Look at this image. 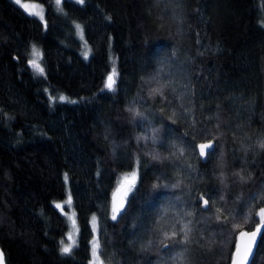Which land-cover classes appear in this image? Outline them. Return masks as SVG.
<instances>
[{"label": "trees", "instance_id": "16d2710c", "mask_svg": "<svg viewBox=\"0 0 264 264\" xmlns=\"http://www.w3.org/2000/svg\"><path fill=\"white\" fill-rule=\"evenodd\" d=\"M30 1L44 21L0 0L6 264H88L92 216L106 264H175L180 252L181 264H229L239 232L264 222V0ZM33 44L43 74L29 65ZM158 84L171 87L158 95ZM200 144L212 145L204 156ZM131 171L113 220V191ZM65 174L78 226L70 255L54 204ZM250 264H264V226Z\"/></svg>", "mask_w": 264, "mask_h": 264}, {"label": "snow or ice", "instance_id": "6c2138e0", "mask_svg": "<svg viewBox=\"0 0 264 264\" xmlns=\"http://www.w3.org/2000/svg\"><path fill=\"white\" fill-rule=\"evenodd\" d=\"M60 2H61V0H56L57 5H59ZM77 2L83 4L84 0H77ZM15 3L20 5L21 0H15ZM22 7H24V9L29 12V15L40 16V18L43 19V16L40 15L39 12L30 11V6L28 4H23ZM31 7L34 8L36 6L32 5ZM76 28L82 33V29H81V26L79 24L76 25ZM32 52H33L34 56H39V53H38L35 46H33ZM84 56H85V59H87L88 53L85 52ZM29 63L34 69L38 70L39 73L43 74L44 69L40 66L39 63H37L36 59L30 60ZM115 75H116L115 70H113L112 74H109L107 76L104 87L106 89H108L109 91L115 90L114 89V85L116 83V80L114 78ZM168 87H171V85L170 84H158V87L155 88L153 91L155 94L163 95L164 89L168 88ZM59 99L61 101H64L66 99V97L60 96ZM181 106H183V105H181ZM185 119H187V117H185ZM193 147H195V146H193ZM211 147H212L211 144H200L199 145L200 156H204L205 150L210 149ZM259 147L264 149V139H261L259 141ZM135 175H136L135 173L132 174L133 179L131 181H129L130 186L134 185ZM64 180L65 181L68 180L67 174H65ZM68 202L69 203L71 202L70 197H69ZM204 204L207 205L208 201L204 200ZM55 207L56 208H62V205L56 204ZM122 207H123L122 201L120 203H117V197H116V194H114L113 195V204H112V219L113 220L117 219V214L120 212ZM187 215H191V213H187ZM260 215H261V217H264V209L260 210ZM93 220H95V217H93ZM73 223H75V221H73ZM178 223H180V222H178ZM179 231L182 232L183 236H184V240L182 243H185V244L189 243L190 241H189L188 237H189V234L191 232V228L189 227V224H182V227L179 229ZM260 232H261V228L258 227L256 229V231H253L251 233H248V232H241L240 233L241 237H247L248 239L243 245H241V244L236 245V252H235L234 256L232 257V264H245V261L248 259V255L252 251V247H253V245L256 241V238ZM176 235H177V230L175 229V226H173V230L171 232V237L169 236V233L167 231L164 232L165 239L174 238ZM69 239H71V236H69ZM60 243L62 245V247L60 248L61 254L62 255H70L72 252V249H73V244H65L63 240ZM177 243H180V242L177 241ZM97 247H98V245H96V244L93 245V248H92L93 255H96ZM185 260H186V257L184 256V252H180L174 257L175 264H181V262L185 261ZM0 264H5V256H4V253L2 250H0Z\"/></svg>", "mask_w": 264, "mask_h": 264}, {"label": "rangeland", "instance_id": "374dc122", "mask_svg": "<svg viewBox=\"0 0 264 264\" xmlns=\"http://www.w3.org/2000/svg\"><path fill=\"white\" fill-rule=\"evenodd\" d=\"M12 1L15 2V0H12ZM23 4H28L30 6V11L39 12L40 15L43 16V19H41L40 16H36V15H34V16H36L37 18H39L42 21H44V10H43V6L40 3L35 2V1H30V0H21V4L19 6L22 7ZM54 4L57 7H60V4L57 5L56 0H54ZM32 5H35L36 7L33 8V7H31ZM22 8L24 9V7H22ZM26 12H28V11H26ZM77 24H75V27H76ZM81 29H82V26H81ZM76 30H77V35L82 40V47H83L82 54L85 53V52H88L89 48H88V45L86 44V42L84 40L83 33H81L77 28H76ZM33 46L36 47V49H37V51L39 53V56H34L33 55V52H32ZM32 59H36L37 63H39L40 66L42 67L41 50H40V47L37 44H33L32 47H31L29 61L32 60ZM29 65H30V63H29ZM31 68H32V70H33V72L35 74L39 73V71L34 69L32 66H31ZM60 96L66 97L67 95H65V94H57V95L50 94L49 95L51 100H60L59 99ZM75 100L76 99H70V98L66 97V99L64 101L71 102V101H75ZM133 173L136 174L135 171H131L129 173H126V174L122 175V177L120 178L119 182L116 185L115 190L113 191L112 204H113V195L116 194V196H117L118 190L124 184L126 179H133V176H132ZM135 177H136V175H135ZM69 197L71 198V195H70L68 182L66 181V193H65V196L62 199H60V200L54 201V204L55 205L56 204H61L62 205V208H58V209L63 214V216H64V218L66 220L67 228H66V231L64 233L63 241H64L65 244H73V247H74L76 245V243H77L78 226H77L75 211H74L73 204H72V199H71L70 203L68 202L69 201ZM121 201H122V203H124V199H121ZM110 216L112 217V207H111ZM93 217H95V220H93ZM73 221H75V223H73ZM90 225H91V229H92V237H91V240H90V255H89V259H88V264H106L103 261V259L100 257V255H99L98 223H97V217L96 216H92L91 217ZM69 236H71V239H69ZM94 244L98 245L97 251H96V255H93V253H92V248H93ZM61 247H62V245H61Z\"/></svg>", "mask_w": 264, "mask_h": 264}, {"label": "water", "instance_id": "95a60500", "mask_svg": "<svg viewBox=\"0 0 264 264\" xmlns=\"http://www.w3.org/2000/svg\"><path fill=\"white\" fill-rule=\"evenodd\" d=\"M129 181H131V180H126V181L124 182V184L122 185V187L119 189V191H118V193H117V203H120L121 199L123 198V196H124L125 193L127 192L128 188H129V186H130V185H129ZM263 226H264V222L261 221V222L258 223L253 229H251V230H242V231H241V232H248V233H251V232H253V231H256V229H257L258 227L261 228V232L258 234V236H257V238H256V241H255V243H254V245H253V247H252V251L249 253V255H248V259L245 261V264H250V263H251V260H252V258H253V255H254V253H255V250H256V247H257V244H258V240H259L260 235H261L262 230H263ZM241 232H239V234H238V236H237V238H236L235 246H234V249H233V251H232V255H231V259H230L229 264H232V257L234 256V254H235V252H236V245H237V244H241V245H243V244L247 241V239H248L247 237H241V235H240ZM0 250L3 251V249L1 248V246H0ZM3 253H4V251H3ZM4 256H5V254H4ZM5 264H6V261H5Z\"/></svg>", "mask_w": 264, "mask_h": 264}]
</instances>
